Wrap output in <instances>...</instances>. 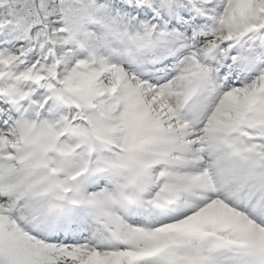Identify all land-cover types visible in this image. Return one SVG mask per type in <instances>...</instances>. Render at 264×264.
I'll use <instances>...</instances> for the list:
<instances>
[{"label": "snow or ice", "instance_id": "snow-or-ice-1", "mask_svg": "<svg viewBox=\"0 0 264 264\" xmlns=\"http://www.w3.org/2000/svg\"><path fill=\"white\" fill-rule=\"evenodd\" d=\"M0 264H264V0H0Z\"/></svg>", "mask_w": 264, "mask_h": 264}]
</instances>
